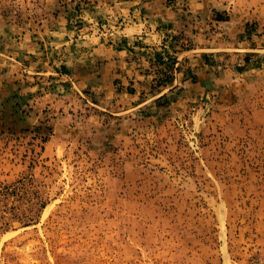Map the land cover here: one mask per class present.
<instances>
[{
    "label": "rangeland",
    "instance_id": "374dc122",
    "mask_svg": "<svg viewBox=\"0 0 264 264\" xmlns=\"http://www.w3.org/2000/svg\"><path fill=\"white\" fill-rule=\"evenodd\" d=\"M0 264H264V0H0Z\"/></svg>",
    "mask_w": 264,
    "mask_h": 264
},
{
    "label": "crops",
    "instance_id": "0c3cea01",
    "mask_svg": "<svg viewBox=\"0 0 264 264\" xmlns=\"http://www.w3.org/2000/svg\"><path fill=\"white\" fill-rule=\"evenodd\" d=\"M93 25V24H92ZM88 33V32H87ZM84 33L82 35H79L77 33H73L76 35V37L71 38L69 37V39L67 40V42H71V49L74 50L75 52H81L82 54H80L81 57L84 56L83 58V62L85 63H91V62H96L99 65H102V72L101 74H103L101 77L103 79H105V75H107V77H111L112 80H116V63L117 65H119V63H121L120 58L122 56H117L116 57V49L117 47L110 43H105V42H101V43H97L95 45H93L94 42H97L94 40V42H87L89 40L88 39H82L80 41L79 44L80 47L78 48V50L76 49V46L78 43H74V40H77L76 38H79L80 36H82L84 38V36L87 34ZM91 34V33H88ZM111 40L113 41V39L111 38ZM85 43V45H83ZM87 43H89L87 45ZM115 44V43H114ZM73 46V47H72ZM120 48V47H119ZM120 51L119 54H121L122 50H118ZM17 63H20L19 61H17ZM111 75V76H109ZM103 81V80H102Z\"/></svg>",
    "mask_w": 264,
    "mask_h": 264
}]
</instances>
